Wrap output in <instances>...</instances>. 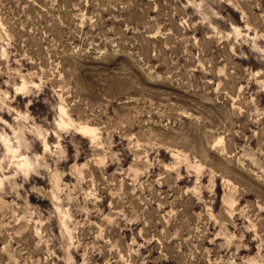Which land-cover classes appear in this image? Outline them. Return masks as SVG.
Instances as JSON below:
<instances>
[{
    "label": "rangeland",
    "instance_id": "1",
    "mask_svg": "<svg viewBox=\"0 0 264 264\" xmlns=\"http://www.w3.org/2000/svg\"><path fill=\"white\" fill-rule=\"evenodd\" d=\"M0 264H264V0H0Z\"/></svg>",
    "mask_w": 264,
    "mask_h": 264
}]
</instances>
